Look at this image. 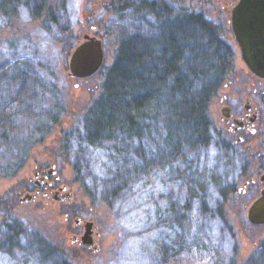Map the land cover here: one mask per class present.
I'll list each match as a JSON object with an SVG mask.
<instances>
[{"label":"rangeland","instance_id":"374dc122","mask_svg":"<svg viewBox=\"0 0 264 264\" xmlns=\"http://www.w3.org/2000/svg\"><path fill=\"white\" fill-rule=\"evenodd\" d=\"M0 1L4 8L0 9V264H63L57 253L50 254L47 246L43 248L33 241L34 230L47 234L53 244L59 243L67 254L64 264H158L155 248L169 243L166 239L171 232L162 236L159 228H151V232L138 233L139 228L154 222L139 219L130 200L120 202L118 209L122 212L112 208V184L103 176L106 156L98 150L83 149L79 153L81 172L75 173L53 153L58 143L56 132L49 133L50 125L42 127L49 122L47 114L59 118V124L66 122V110L74 115L70 123L81 124V116L102 92L106 71L115 56L117 30L128 29L132 23L126 24L127 19L124 22L115 15L113 6L89 17L86 0ZM113 1L102 2L108 5ZM171 1L175 10L181 6L188 12L201 13L217 25L221 38L234 52L227 82L209 106L216 127L226 130L222 119L225 105L234 109L239 105L243 110L250 100L254 107L264 108V79L252 75L240 56L227 12L229 0ZM47 12H55V20L51 21ZM61 26H68V32L62 34ZM84 35L102 41L104 58L95 74L78 79L69 76L68 59ZM38 89H43L41 94ZM256 127L255 134L242 135L244 140L236 144L240 151H255L259 125ZM237 137L232 135L233 141ZM150 147L151 154L157 157L155 147ZM181 155L189 171L186 176L201 182L219 176V171L208 164V151L184 146ZM259 158L254 157L248 178L238 180L235 193L229 194L224 204L225 224L204 221L199 209L193 210V217L184 223L186 240L182 250L178 248L175 256L167 255L164 264H255L252 255L264 239V224H250L246 211L264 187L259 180L264 172L258 167L262 162ZM46 170L59 176L56 182L53 177L48 181L55 182L56 188L66 186L69 196L61 192L58 200L51 192L47 197L27 200L25 195L33 194L35 188L34 171L42 174ZM149 178L148 190L153 191L158 188L154 186L157 182ZM91 180L97 185L95 189ZM86 186L95 191L93 196ZM6 214L19 219L23 231L20 237L11 236L8 227L3 226ZM78 218L93 221L98 233L96 253L71 245L73 233L79 235L83 230V224H75Z\"/></svg>","mask_w":264,"mask_h":264},{"label":"trees","instance_id":"16d2710c","mask_svg":"<svg viewBox=\"0 0 264 264\" xmlns=\"http://www.w3.org/2000/svg\"><path fill=\"white\" fill-rule=\"evenodd\" d=\"M112 6L115 15L132 24L117 30L115 56L102 92L81 116V124L70 123L74 115L66 110V122L59 124V118L45 114L49 122L42 127L50 125L49 133L56 132L58 143L53 153L75 173L81 172L79 153L83 149L106 156L103 176L112 184V208L130 200L139 219L154 222L139 228L138 233L151 232V228H159L161 234L172 233L165 235L169 243L155 248V259L164 264L167 255L182 250L184 223L193 210L199 209L204 221L217 220L224 225V204L229 194L235 193L237 181L248 178L256 155L262 159L258 167L264 168V108L255 151H240L232 135L216 127L209 114L212 99L233 68L234 52L221 38L217 25L201 13L181 6L175 10L171 0H114ZM0 9H4L1 1ZM46 14L51 21L57 16L55 12ZM68 30V26L59 29L62 34ZM67 45L69 48L70 43ZM150 146L155 147L157 157ZM184 146L208 151V164L219 176H210L205 182L186 176L189 171L181 155ZM149 176L157 182L153 191L148 190ZM90 182L95 189L97 185ZM92 188L86 186L93 196ZM8 215L3 217V226L18 238L23 232L21 223ZM32 234L36 244L47 246L50 254L57 253L64 264L67 254L59 243L53 244L39 230ZM252 258H256L252 259L255 264H264V239Z\"/></svg>","mask_w":264,"mask_h":264},{"label":"water","instance_id":"95a60500","mask_svg":"<svg viewBox=\"0 0 264 264\" xmlns=\"http://www.w3.org/2000/svg\"><path fill=\"white\" fill-rule=\"evenodd\" d=\"M230 26L246 67L255 77L264 79V0H238L231 9ZM103 58L102 41L84 35L82 41L69 52V76L78 79L92 76L102 66ZM259 180L264 182V172ZM25 197L30 200L33 196ZM246 217L252 225L264 224V187L248 206ZM91 225L92 221L85 222V231L81 236L83 243L88 242Z\"/></svg>","mask_w":264,"mask_h":264},{"label":"flooded vegetation","instance_id":"af4514ba","mask_svg":"<svg viewBox=\"0 0 264 264\" xmlns=\"http://www.w3.org/2000/svg\"><path fill=\"white\" fill-rule=\"evenodd\" d=\"M88 5V10L90 12H87L86 15L89 17H94L97 16L98 13L103 9L105 10L106 8L109 9L111 8L112 4H104L102 1L103 0H86ZM90 2V3H89ZM238 2V0H229L227 2V6H229V13H231V8ZM105 8V9H104ZM231 27V26H230ZM226 98H222V100H225ZM247 105L242 109H240L239 105H237L238 109H234L229 105L224 106V117L223 123L226 125V130L231 134V135H236L238 134V137L236 140H234V143H241L244 140V135L248 134H255L256 133V126L258 124L259 120V115L261 110L258 109V107H254L253 103L248 100ZM227 109V110H225ZM253 130V131H252ZM243 135V136H242ZM34 176L36 178L35 180V188L33 191L32 195L33 197L30 200H36V198L39 197H47L51 192H53V197L55 199H58V194L61 192H65L66 186H59L55 187V182L58 181L59 176L56 175L55 172L52 170H46L45 173L40 174L38 171H34ZM54 178V183L51 181H48L50 178ZM66 196H69V193L65 192ZM29 195V194H26ZM44 199V198H43ZM27 200H29L27 198ZM59 200V199H58ZM92 221V220H90ZM86 221L82 222V219L78 218L75 221L76 226H81L83 224V230L78 233H73L72 239H71V245L73 246H78L80 249H85L88 250L89 252H94L96 253L97 247H96V239L98 236L97 230L95 225L93 224L91 227L88 229V242L83 243L81 241V236L83 235L85 231V224ZM96 238V239H95ZM93 248V249H92Z\"/></svg>","mask_w":264,"mask_h":264}]
</instances>
